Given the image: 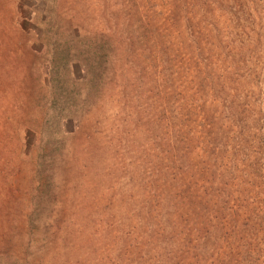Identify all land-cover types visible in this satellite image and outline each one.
Here are the masks:
<instances>
[{"label": "rangeland", "instance_id": "obj_1", "mask_svg": "<svg viewBox=\"0 0 264 264\" xmlns=\"http://www.w3.org/2000/svg\"><path fill=\"white\" fill-rule=\"evenodd\" d=\"M173 145L189 166L159 171ZM163 178L177 211L150 200ZM67 212L91 222L81 240L98 231L97 260L60 240ZM96 212L128 225V253L100 243ZM229 213L239 243L220 262L264 264V0H0V264H137L169 230L157 219L176 220L175 246Z\"/></svg>", "mask_w": 264, "mask_h": 264}, {"label": "trees", "instance_id": "obj_2", "mask_svg": "<svg viewBox=\"0 0 264 264\" xmlns=\"http://www.w3.org/2000/svg\"><path fill=\"white\" fill-rule=\"evenodd\" d=\"M142 28H143L142 38H143V41H145L152 34V31L149 30L145 25ZM55 137L56 136H54V135L51 137H49L48 135H42V134L37 136V137L34 135H31V139L33 138V140L35 142H37L36 143L37 148H36V146H35V148L37 149V151H40L41 154L46 149L45 148L46 144L51 143L53 145V141L51 142L49 140H54ZM24 140H25L24 137L20 138V141L23 142ZM55 140H60V137L57 136V138ZM179 141H181V140L177 137L176 131L174 130L172 133V137L170 138V142H171V144H173V143H176ZM167 143H168V141H166V144ZM52 149L53 148H51V150ZM161 153H162V158L158 162V166H159L158 170L159 171H160V169L164 170L165 168L176 166V164L178 167H180L182 165L183 166H189V164H190L189 158L186 156L185 150L183 149L182 145L170 146L168 149L162 150ZM88 155L89 154H85V156H88ZM46 158H48V157H46ZM37 160H36V163L39 164V161H37ZM74 163H76V162L74 161ZM170 179L171 178H163L158 183V184H160L159 186H156V187H153L150 189V192L153 195L152 197H150V200H152V199H154L155 201L167 200L168 201L167 204L171 205V210L175 209L177 211V208L180 205L179 204L180 197H179V194L177 197L175 192L171 191L172 184L174 183V181L172 182ZM234 185H235V183H232V187ZM179 187L183 188V182L179 185ZM157 192H158V194H157ZM196 204H198V203H196ZM163 206L165 207V209L169 210L166 205H163ZM147 208L149 211V215L154 218L155 215L152 213V208H153L152 203H151V206L147 207ZM138 211L139 210H135L134 214L139 215L140 212L142 211V207H141V210L139 212ZM167 213L170 214L169 212H167ZM87 214H89V213H87ZM104 215L106 216L107 214H104V213L101 214V212H99V214H98L96 212V213H93L91 215L90 214L88 215V217L90 218V221L94 220V221H97L99 223H103L101 225L102 228H99V231L101 232V234H100L101 237H99V235H97L100 243L105 244V243H107V241L111 242L112 240H114V242H115L116 239L117 240L119 239V241H118L119 245L117 246L118 250L122 251V252L124 251V253H128L132 247L131 244L134 242V239L128 230V225L126 224V226L124 227V223H121V224L116 223L114 221L115 218L112 215H109L108 217H105ZM127 215L128 214L125 213V216L122 215V218H128L129 216H127ZM223 215L216 214L215 216H211L212 218H210L206 215L205 224L207 225L208 228L203 229V235L201 236V238H199L197 236H194L192 238L190 237V238H187L186 240H182L181 242L178 241L175 246H171L172 241L173 242L175 241V240H173V237H174L173 232L175 233L174 225H176L177 222L175 219H173L170 216L166 219L164 216V219L160 220L161 214H160V210H159L158 217H160V218H159V221H158V219L156 220V225H158L160 229L166 230L169 228V230L166 232V235L160 236V238H157L156 241L154 242V243H161V246L159 248L160 250H158L154 247L151 248L153 241H150V239H148L147 241H144L146 248H147V252L149 253V257L144 258V259L137 257L139 259L138 260L139 262L137 264H158L162 260V259H159L158 256H163L162 253L166 254V258L164 257L165 261L163 263H160V264H176V262L182 263V261L184 259L183 257H185V258L192 257V258H190L192 261H197L198 259L192 255H198L199 258L201 259L202 264H222L220 262L222 256L224 258L227 256V261H229L232 258V256L229 257L230 254L227 253L229 247L233 243H237V244L239 243L235 230L230 234V231L233 228L232 224L234 222H236L237 220H236V216L231 214V213H229L227 215H225V214H223ZM71 217L75 218V220L73 222L71 221ZM151 218L149 219L150 223H152ZM119 219H121V217H119ZM63 222L66 225H70V227L73 226L71 224H76L78 226V229H76L75 231L70 233V235L67 232L66 236H63L60 240L62 241L64 239V241H65V237L68 238V236H71L70 238H73L75 240V243L77 241L79 242L78 247L76 248V249H78L77 252L88 251L96 259V256L98 255L96 245L98 242H97V240H95V236L92 234H94V233L98 234L97 233L98 231H94L93 228L91 229V234H90L91 235L90 236L91 241L87 243L89 237L84 239V241H86V245H84V241L81 240V237H80V234H82V231H84V229L90 227L91 222H89L87 220V224H86L82 214L80 216V220H78L75 212H72V213L67 212L65 217H64ZM113 223H116L118 225L117 227H119V229L117 231L112 229ZM139 225H138L139 233H141L142 237L145 235L143 237V239H145L146 237L150 236L153 233L154 228L151 229L149 227H146L145 230H143V229L140 230ZM92 227H93V225H92ZM157 228L158 227H156L155 229L157 230ZM229 234L231 236V239L229 238L230 236L227 237ZM44 236H47V235H44ZM92 236L94 238L93 243H92ZM246 236L251 237L252 234L246 233ZM233 237H236V239L234 241H232ZM34 248L38 249V247H34ZM171 251L173 252V256H175L174 261H172V259L167 254L168 252H171ZM188 251H190L191 255H186V253ZM241 252H243V251H241ZM130 254H132V252H130ZM155 254H157V255H155ZM240 255H241V253H240ZM133 257H134V255H133ZM241 257H243V258H241V261H236V264H256V262L253 261L254 258L251 256V254L248 255L245 252V254ZM228 258H229V260H228ZM183 264H185V263H183Z\"/></svg>", "mask_w": 264, "mask_h": 264}]
</instances>
